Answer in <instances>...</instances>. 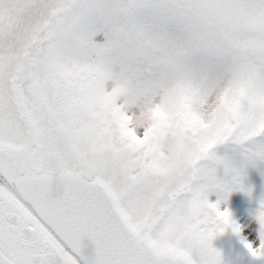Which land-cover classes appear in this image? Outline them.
Returning <instances> with one entry per match:
<instances>
[{
	"label": "rangeland",
	"instance_id": "374dc122",
	"mask_svg": "<svg viewBox=\"0 0 264 264\" xmlns=\"http://www.w3.org/2000/svg\"><path fill=\"white\" fill-rule=\"evenodd\" d=\"M36 169L141 244L264 264V0H0V187Z\"/></svg>",
	"mask_w": 264,
	"mask_h": 264
},
{
	"label": "water",
	"instance_id": "95a60500",
	"mask_svg": "<svg viewBox=\"0 0 264 264\" xmlns=\"http://www.w3.org/2000/svg\"><path fill=\"white\" fill-rule=\"evenodd\" d=\"M7 179L22 201L0 187V264H193L141 244L99 180L39 169Z\"/></svg>",
	"mask_w": 264,
	"mask_h": 264
},
{
	"label": "bare ground",
	"instance_id": "6f19581e",
	"mask_svg": "<svg viewBox=\"0 0 264 264\" xmlns=\"http://www.w3.org/2000/svg\"><path fill=\"white\" fill-rule=\"evenodd\" d=\"M1 177H3V176L1 175ZM1 188H2V187H1ZM50 235H51L56 241H58L57 238H56L53 234L50 233ZM60 246H61L63 249L65 248L63 245H60Z\"/></svg>",
	"mask_w": 264,
	"mask_h": 264
}]
</instances>
